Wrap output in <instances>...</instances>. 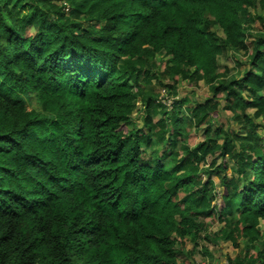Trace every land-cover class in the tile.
<instances>
[{
  "label": "trees",
  "instance_id": "16d2710c",
  "mask_svg": "<svg viewBox=\"0 0 264 264\" xmlns=\"http://www.w3.org/2000/svg\"><path fill=\"white\" fill-rule=\"evenodd\" d=\"M263 120L264 0H0V264H264Z\"/></svg>",
  "mask_w": 264,
  "mask_h": 264
},
{
  "label": "rangeland",
  "instance_id": "374dc122",
  "mask_svg": "<svg viewBox=\"0 0 264 264\" xmlns=\"http://www.w3.org/2000/svg\"><path fill=\"white\" fill-rule=\"evenodd\" d=\"M28 12L23 11L22 14H27ZM254 27H257L256 23L254 24ZM215 32L220 35V31L215 30ZM237 59V58H235ZM221 62V61H220ZM222 66L220 67H225L228 66L230 67V73L235 75L238 71L240 73V71L242 72L243 69H246L245 67H235V62L234 59H231L229 56H227V58H224L222 60V62L220 63ZM238 73V74H239ZM237 74V75H238ZM182 85H179V87H181ZM184 86L187 89H190L189 91H191L193 93V95L197 96V97H204L207 94V84H205L204 82H200L198 85H193V84H184ZM156 91H158L160 88L156 87ZM178 90H182V87L179 88ZM159 95L158 100H162L163 103L167 106V111H170V109L172 108V102L174 101L175 97H171V96H167L166 91L164 89L160 90V92H156ZM176 99V98H175ZM25 108L26 110H29L30 106L25 104ZM158 118V117H156ZM156 121V120H154ZM264 122V120H263ZM220 123L224 124V119L220 118ZM199 132V131H198ZM195 132V134H193V131H190V137H189V144L191 147H193L195 144H197L198 142H200L203 137L201 135V133ZM195 136V137H194ZM209 162V161H208ZM232 165L228 166V170H232ZM230 172L228 171V174ZM214 182L217 184L218 180L216 178H213ZM216 225V224H214ZM213 224H211V228H214ZM261 229L264 231V224L261 223ZM191 249V245L187 244L185 245V251H188ZM221 253V255H218V253ZM193 253V252H192ZM203 253H205V257L203 255ZM237 251L233 250L232 247L230 246V244H223L222 247L220 249L217 248H213V250L211 251H204L200 252L201 256L204 258L202 259V257L199 256V254L197 256L194 255H190L193 257V261H195V264L197 263H203V264H225L226 263V259H233L236 256ZM221 261V262H220ZM224 262V263H222Z\"/></svg>",
  "mask_w": 264,
  "mask_h": 264
},
{
  "label": "crops",
  "instance_id": "0c3cea01",
  "mask_svg": "<svg viewBox=\"0 0 264 264\" xmlns=\"http://www.w3.org/2000/svg\"><path fill=\"white\" fill-rule=\"evenodd\" d=\"M218 255H221V253L219 252Z\"/></svg>",
  "mask_w": 264,
  "mask_h": 264
},
{
  "label": "built area",
  "instance_id": "2783aa9c",
  "mask_svg": "<svg viewBox=\"0 0 264 264\" xmlns=\"http://www.w3.org/2000/svg\"><path fill=\"white\" fill-rule=\"evenodd\" d=\"M198 264H203V263L200 262V263H198Z\"/></svg>",
  "mask_w": 264,
  "mask_h": 264
}]
</instances>
